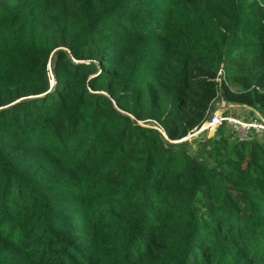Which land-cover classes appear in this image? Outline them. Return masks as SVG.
<instances>
[{
  "label": "trees",
  "instance_id": "trees-1",
  "mask_svg": "<svg viewBox=\"0 0 264 264\" xmlns=\"http://www.w3.org/2000/svg\"><path fill=\"white\" fill-rule=\"evenodd\" d=\"M219 100L264 0H0V264H264V134L179 148Z\"/></svg>",
  "mask_w": 264,
  "mask_h": 264
},
{
  "label": "built area",
  "instance_id": "built-area-1",
  "mask_svg": "<svg viewBox=\"0 0 264 264\" xmlns=\"http://www.w3.org/2000/svg\"><path fill=\"white\" fill-rule=\"evenodd\" d=\"M221 73L222 72L220 71L219 74ZM237 107L244 106L220 100L218 106H215V109L212 111L210 118L202 126L196 128L191 134H189L187 138H184V140L200 134H206L208 136L211 131L215 133L216 130L225 123H228L232 127L234 139H252L253 134L255 133L264 134V118L256 112V115L249 116L251 118L242 119L233 111V109ZM159 130L166 136L161 128H159Z\"/></svg>",
  "mask_w": 264,
  "mask_h": 264
},
{
  "label": "rangeland",
  "instance_id": "rangeland-1",
  "mask_svg": "<svg viewBox=\"0 0 264 264\" xmlns=\"http://www.w3.org/2000/svg\"><path fill=\"white\" fill-rule=\"evenodd\" d=\"M50 77H51V79H52V82H54V79H53V77H52V74H50ZM219 102H220V100L217 101V102H215V106H218ZM233 111H234V113H235L237 116L239 115L242 119H249V118H251V117H245L246 115H248V116H252V113H250V112H248L247 110H245L244 107H237V108L233 109ZM223 131H224L225 133H227V132H229V131H232V127H231L228 123H225V124L223 125ZM213 134H214L213 131H211L210 134H209L208 136H212ZM195 137H196V136L191 137V138H189V139H186V140H188V141H190V142L180 145L179 148H180V149H188L191 153H195L196 150L198 149V148H197V145L195 144V143L197 142L198 139L195 141V139H196ZM193 138H194V139H193ZM183 141H185V140H183Z\"/></svg>",
  "mask_w": 264,
  "mask_h": 264
},
{
  "label": "crops",
  "instance_id": "crops-1",
  "mask_svg": "<svg viewBox=\"0 0 264 264\" xmlns=\"http://www.w3.org/2000/svg\"><path fill=\"white\" fill-rule=\"evenodd\" d=\"M248 112H249V111H248ZM245 117H249V116L246 115Z\"/></svg>",
  "mask_w": 264,
  "mask_h": 264
}]
</instances>
